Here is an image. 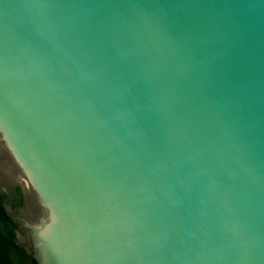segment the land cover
<instances>
[{
	"label": "water",
	"instance_id": "water-1",
	"mask_svg": "<svg viewBox=\"0 0 264 264\" xmlns=\"http://www.w3.org/2000/svg\"><path fill=\"white\" fill-rule=\"evenodd\" d=\"M14 188L39 264H264V0H0Z\"/></svg>",
	"mask_w": 264,
	"mask_h": 264
},
{
	"label": "trees",
	"instance_id": "trees-1",
	"mask_svg": "<svg viewBox=\"0 0 264 264\" xmlns=\"http://www.w3.org/2000/svg\"><path fill=\"white\" fill-rule=\"evenodd\" d=\"M22 204L19 188L9 193L0 192V264H39L31 249L17 237L18 225L14 216L19 214Z\"/></svg>",
	"mask_w": 264,
	"mask_h": 264
},
{
	"label": "rangeland",
	"instance_id": "rangeland-1",
	"mask_svg": "<svg viewBox=\"0 0 264 264\" xmlns=\"http://www.w3.org/2000/svg\"><path fill=\"white\" fill-rule=\"evenodd\" d=\"M22 238H23V244H25V242H24V241H25V239H24V238H25V234H24V233H22ZM25 245H26V244H25ZM26 246H27V245H26ZM27 247H28V246H27Z\"/></svg>",
	"mask_w": 264,
	"mask_h": 264
},
{
	"label": "flooded vegetation",
	"instance_id": "flooded-vegetation-1",
	"mask_svg": "<svg viewBox=\"0 0 264 264\" xmlns=\"http://www.w3.org/2000/svg\"><path fill=\"white\" fill-rule=\"evenodd\" d=\"M11 192V191H10Z\"/></svg>",
	"mask_w": 264,
	"mask_h": 264
}]
</instances>
